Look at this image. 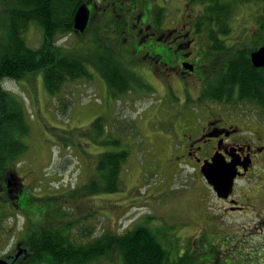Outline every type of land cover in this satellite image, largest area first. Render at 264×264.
I'll list each match as a JSON object with an SVG mask.
<instances>
[{
	"label": "rangeland",
	"instance_id": "374dc122",
	"mask_svg": "<svg viewBox=\"0 0 264 264\" xmlns=\"http://www.w3.org/2000/svg\"><path fill=\"white\" fill-rule=\"evenodd\" d=\"M252 8L237 9L229 20L242 42L250 40V35L256 38L251 23L259 10ZM105 34L101 25H92L80 36L59 39V45L71 50L81 47L94 56L101 42L97 37ZM26 37L31 47H41L43 31L38 26L30 27ZM88 67L96 74L93 67ZM95 78L65 84L59 97L49 94L43 72L4 83L5 89L22 102L25 124L30 129L25 139L29 150L20 163L19 174L25 184V198L31 199V214L28 224L20 212L2 211L0 257L14 253L25 229L29 230L28 238L48 223L56 225L64 220L72 227L85 225L98 237L105 231L123 233L148 221L153 228L167 233L170 242L178 239L180 247L187 246V237L192 235H197L195 242L200 238L206 249L218 241L220 264H264V243L258 238L254 241L249 233L255 221L261 225L260 217L254 221L246 210L222 219L221 198L201 171L178 167L161 142L166 135L161 133L169 131L170 108L177 113L179 100L183 99L184 82L175 80V98L159 87L158 95L140 101V89L139 99L134 93L115 98L100 87L98 74ZM207 87L208 83L199 79L188 86L192 91L196 89L194 95ZM224 108L264 119L263 110L254 104ZM98 118L102 119L99 125L103 126L104 136L121 140V147L130 153L122 189L114 193L103 191L105 181L95 168L103 152L121 148L101 143V129L93 126ZM237 188H248V184L239 181ZM223 224L226 229L221 227ZM104 264H123L121 253L115 252Z\"/></svg>",
	"mask_w": 264,
	"mask_h": 264
},
{
	"label": "trees",
	"instance_id": "16d2710c",
	"mask_svg": "<svg viewBox=\"0 0 264 264\" xmlns=\"http://www.w3.org/2000/svg\"><path fill=\"white\" fill-rule=\"evenodd\" d=\"M68 1L70 5L64 19L58 15L45 21L37 14L35 22L31 21L30 7L34 2L39 7L45 0H0V181L14 172L17 163L25 158L29 150L25 139L30 133L25 124L22 102L5 89V81H19L28 74L43 72L49 94L59 97L67 83L96 79L97 67H100L108 83L102 86L112 96L123 97L131 88L128 76L118 69L123 64L115 62L106 53L97 49L96 52L92 51L95 53L93 58L88 50L84 51L81 47L71 50L59 45L61 38L84 34L75 29L78 8L72 6L76 0ZM199 1H206V14L209 17L224 20L223 25L219 26L221 33H226L230 27L229 20L237 9L256 7L259 10L257 19L263 20L261 29L264 36V0ZM51 14L55 17L54 10ZM36 24L43 31L40 48L31 47L26 37L28 29ZM255 36L250 35V40L246 38L245 44L242 42L239 48L229 50L222 41L216 42L212 49L216 53L210 55L208 65L203 68V73L209 78L205 81L208 83L205 93L210 101L225 105L256 103L264 112V69L255 68L250 58V54L264 41L260 42L257 34ZM88 66L93 67L96 74L90 72ZM209 75L214 77L210 78ZM101 120L98 118L93 123L95 128L101 129V143L121 148L103 152L95 168L105 181L103 191L114 193L122 189V175L130 153L121 147V140L104 136L103 126L99 125ZM12 189L16 190L14 197L20 195V213L30 224L31 212L28 207L31 199L25 198V186L17 188L14 184ZM11 197L14 198L13 195ZM7 212L11 210L4 213ZM83 226L72 227L64 220L56 225L48 223L40 230H34L28 238L26 232L29 230L25 229L20 243L27 249V254L16 264H104L115 252L121 253L123 264H218L221 258L218 241L206 249L200 238L196 243L197 235H192L187 237L190 243L180 247L178 239L170 242L167 233L154 227L155 230L148 221L123 233L105 231L88 244L81 243V239L90 236V230Z\"/></svg>",
	"mask_w": 264,
	"mask_h": 264
},
{
	"label": "flooded vegetation",
	"instance_id": "af4514ba",
	"mask_svg": "<svg viewBox=\"0 0 264 264\" xmlns=\"http://www.w3.org/2000/svg\"><path fill=\"white\" fill-rule=\"evenodd\" d=\"M53 1L45 0L39 7L34 2L30 7L31 21L36 22L37 14L45 21L58 15L62 19L67 17L69 1L55 0L54 4ZM83 5L90 10L84 33L92 25L96 28L101 25L106 34L98 37L101 42L96 48L123 64L118 69L130 79L131 88L125 96L134 93L139 99L137 90L140 89L141 101L158 95L159 87H162L168 96L175 98V80L184 82L183 99L179 100L177 113L174 114L170 108L169 131L161 133L166 134L161 142L171 152V160L178 167L201 170L205 162H211L216 154L222 155L227 163L235 161L239 175L233 194L228 199H221L224 205L221 218L248 210L254 221L256 216L260 217L261 224L257 225L255 221L249 233L254 241L258 238L264 243V119L259 115L227 112L224 103L210 101L204 91L194 95L196 89L192 91L188 88L198 79L205 82L203 68L208 65L210 55L216 53L212 49L217 41H222L227 50L239 48L242 41L239 35L235 36L231 22L226 33H221L219 26L224 20L209 17L206 1L199 0H76L72 7ZM53 10L55 17L50 15ZM262 23L263 20L257 17L251 23L252 31L260 42L264 41ZM263 46L261 44L256 50ZM97 69L99 85L107 86L101 68ZM253 104L256 106V103ZM20 163H17L14 172L0 181V215L6 209L21 211L20 195L14 197L16 190L8 186L9 182L16 184L17 188L25 186L19 174ZM239 181L246 182L248 188H237ZM221 227L225 228L224 224ZM257 229L260 236L256 233ZM94 233L90 230V236L82 237L81 243L88 244L97 239ZM257 245L258 242L253 244ZM17 246V251L6 257L8 261H15L17 252L22 248L21 243ZM220 262L221 258L218 264Z\"/></svg>",
	"mask_w": 264,
	"mask_h": 264
},
{
	"label": "water",
	"instance_id": "95a60500",
	"mask_svg": "<svg viewBox=\"0 0 264 264\" xmlns=\"http://www.w3.org/2000/svg\"><path fill=\"white\" fill-rule=\"evenodd\" d=\"M89 19L90 10L88 6H81L75 15L76 31L83 33L88 27ZM251 59L256 68L264 67V46L254 51L251 54ZM201 173L216 192L218 198L228 199L233 194L235 180L239 175V172L237 171V163L235 161L227 163L222 155L216 154L211 162L206 161L201 167ZM8 186H13V184L9 182ZM20 249L21 250L17 252L15 261L19 259L23 253L27 254V249H24L23 247ZM15 261L10 262L7 259L0 258V264H15Z\"/></svg>",
	"mask_w": 264,
	"mask_h": 264
},
{
	"label": "bare ground",
	"instance_id": "6f19581e",
	"mask_svg": "<svg viewBox=\"0 0 264 264\" xmlns=\"http://www.w3.org/2000/svg\"><path fill=\"white\" fill-rule=\"evenodd\" d=\"M44 10V9H43ZM71 36V35H70ZM31 46V45H30ZM39 48V47H38ZM124 53V52H123ZM126 53V52H125ZM130 54V53H129ZM131 55V54H130ZM124 56H126V55H124ZM132 67V66H131ZM135 68V67H134ZM71 84V83H70Z\"/></svg>",
	"mask_w": 264,
	"mask_h": 264
}]
</instances>
